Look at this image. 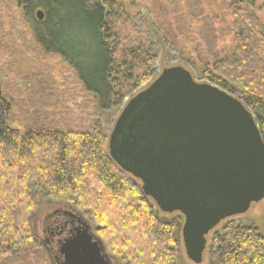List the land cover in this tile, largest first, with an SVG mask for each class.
<instances>
[{
  "label": "trees",
  "instance_id": "16d2710c",
  "mask_svg": "<svg viewBox=\"0 0 264 264\" xmlns=\"http://www.w3.org/2000/svg\"><path fill=\"white\" fill-rule=\"evenodd\" d=\"M18 5L37 44L62 57L94 98L95 116L98 107L104 112L123 108L130 93L135 96L155 79L150 71L155 59L148 48L127 50L121 60L116 58L119 41L113 21L127 18L123 4L19 0ZM38 11L44 12L42 22L36 19ZM236 27L237 57L208 64L202 80L239 96L264 140V28L254 16L239 18ZM132 57L127 67L126 59ZM12 111L0 84V263L5 256L44 255L28 224L38 200L90 215L98 235L105 234L106 244L100 240L106 250L128 264H176L173 226L161 224L157 208L152 212L113 162L98 119L85 131H73L56 128L48 115L37 114L20 129L10 120ZM216 239L213 258L219 264H264V237L253 226L231 222Z\"/></svg>",
  "mask_w": 264,
  "mask_h": 264
},
{
  "label": "rangeland",
  "instance_id": "374dc122",
  "mask_svg": "<svg viewBox=\"0 0 264 264\" xmlns=\"http://www.w3.org/2000/svg\"><path fill=\"white\" fill-rule=\"evenodd\" d=\"M115 1L123 4L127 15L124 21H113L119 41L116 58L121 60L127 50L133 52L140 47L143 50L148 48L155 59L150 67L155 78L153 82L165 69L182 67L197 83L208 84L201 75L208 64L238 55V19L254 16L264 28V0ZM18 2L0 0V84L4 95L13 104L10 120L17 123L20 129H25L37 114H46L56 128L85 131L98 119L96 124L109 142L126 104L121 109L110 108L109 112L98 107L95 116L94 98L84 90L74 70L62 57L45 52L37 44L31 23L23 15ZM126 60L127 67L133 64V57ZM138 70V75L144 73L143 67ZM150 85L151 82L147 87ZM131 96L135 97L130 93L128 98ZM132 183L141 192V198L149 202L152 212L156 211L157 206L141 182L132 180ZM56 207V202L46 206L40 205L37 200V207L28 217L39 250L47 255V259L44 255L5 256L1 257L0 264H62L55 258L63 261L61 249L76 238H69L71 226L63 230L62 224L75 221L78 226L80 217L69 208ZM79 214L91 226L93 234L105 242L102 238L105 234L98 235L100 229L96 227L99 226L90 215L85 212ZM69 215L75 218L72 220ZM157 217L161 224H173L175 240L172 248L177 255L176 264H195L187 257L184 244H179L175 238L178 228L172 216L161 213L157 208ZM109 220L113 224V220ZM233 220L253 226L264 237V200L249 215ZM109 227L113 229L114 226ZM106 253L120 261L123 259L109 248ZM214 259L207 253L202 264H219ZM122 261L121 264H128Z\"/></svg>",
  "mask_w": 264,
  "mask_h": 264
},
{
  "label": "water",
  "instance_id": "95a60500",
  "mask_svg": "<svg viewBox=\"0 0 264 264\" xmlns=\"http://www.w3.org/2000/svg\"><path fill=\"white\" fill-rule=\"evenodd\" d=\"M38 11V22L44 20ZM109 153L140 179L161 211H180L187 257L204 263L209 232L247 216L264 200V141L241 100L165 69L132 98L110 136ZM88 225L61 249L65 264H109Z\"/></svg>",
  "mask_w": 264,
  "mask_h": 264
},
{
  "label": "flooded vegetation",
  "instance_id": "af4514ba",
  "mask_svg": "<svg viewBox=\"0 0 264 264\" xmlns=\"http://www.w3.org/2000/svg\"><path fill=\"white\" fill-rule=\"evenodd\" d=\"M153 83V82H152ZM151 83V84H152ZM213 86V85H211ZM215 87V86H213ZM148 88V87H147ZM218 88V87H217ZM220 90L224 91L223 89L219 88ZM145 90V89H144ZM142 92V91H141ZM226 92V91H225ZM140 93V92H139ZM138 93V94H139ZM229 94V93H228ZM230 96L236 98V99H239L242 101V99L237 96V95H231L229 94ZM134 98V97H133ZM129 102V101H128ZM243 103V101H242ZM244 104V103H243ZM127 105V104H126ZM245 105V104H244ZM248 109V108H247ZM249 110V109H248ZM250 111V110H249ZM251 113V112H250ZM252 114V113H251ZM253 116V114H252ZM254 120H255V117L253 116ZM256 122V120H255ZM257 124V122H256ZM257 127H258V124H257ZM259 129V127H258ZM260 131V130H259ZM261 133V132H260ZM262 136V135H261ZM263 139V137H262ZM110 141V140H109ZM264 141V140H263ZM108 146H109V142H108ZM118 167V166H117ZM120 169V167H118ZM121 170V169H120ZM124 174H126L130 179L132 180H135V181H138V182H141V184L143 185L142 181L140 179H137L135 177H133L131 174H128L126 172H124L123 170H121ZM132 177V178H131ZM144 186V185H143ZM151 198V197H150ZM151 200L155 203V205L157 206L158 210H160L161 213L165 214V215H169V216H172V219L174 220L175 224H176V229L178 228V232L176 231L175 233V238L178 240L179 244L183 243L184 244V247H185V241H184V236H183V230H184V226L186 224V217L184 214H182L180 211H174L172 213H165L163 211H161V209L158 207V205L156 204V202L151 198ZM79 215V219H78V226H77V223L75 221H70L68 224H62L63 226V230H66V228L68 226H71V230H69L68 232V236L69 238H74L77 236V231L79 229V227L83 226V225H88L84 222L83 220V216L79 213H77ZM70 218H75L74 216L72 215H69ZM241 217V216H239ZM242 217H245V216H242ZM234 218H237V217H233V218H229V219H226L224 220L219 226L215 227L214 229H212L210 232H209V236H208V243H207V253L208 255L213 258V251H214V246H215V243L217 241V237L220 235V233L222 232L223 229H225L231 222H236L235 220H233ZM238 223H241V221H238ZM173 224L171 223L170 225L167 224V226H172ZM91 227V226H89ZM91 231H92V228H91ZM98 237V236H96ZM99 238V237H98ZM100 239V238H99ZM106 253V251H105ZM106 261H108L109 264H121V261L120 259L118 260V258H114L112 256H110L108 253H106ZM187 255V254H186ZM63 257V256H62ZM55 260L57 262H60L62 264H65V259L63 258V261L60 259V258H55ZM215 261V259H214ZM123 262V261H122Z\"/></svg>",
  "mask_w": 264,
  "mask_h": 264
},
{
  "label": "bare ground",
  "instance_id": "6f19581e",
  "mask_svg": "<svg viewBox=\"0 0 264 264\" xmlns=\"http://www.w3.org/2000/svg\"><path fill=\"white\" fill-rule=\"evenodd\" d=\"M28 127V126H27ZM92 207V206H91Z\"/></svg>",
  "mask_w": 264,
  "mask_h": 264
}]
</instances>
